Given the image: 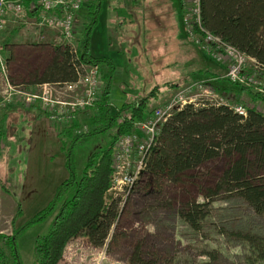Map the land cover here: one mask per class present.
<instances>
[{
	"label": "rangeland",
	"instance_id": "374dc122",
	"mask_svg": "<svg viewBox=\"0 0 264 264\" xmlns=\"http://www.w3.org/2000/svg\"><path fill=\"white\" fill-rule=\"evenodd\" d=\"M145 1L161 3L160 0H108L112 21L121 23L119 27L115 26L110 40L111 57L120 59L117 65L120 71L113 88L114 105L118 103L114 100L140 102L159 87V100L149 103L153 111L165 105L179 89L203 83L231 105L244 102L249 107L255 106L248 91L226 79V66L214 61L189 38L184 16L180 15L183 12L181 0H171L174 8L170 10L160 5L148 8L139 4ZM247 2L264 46V0ZM23 23L20 21L21 25ZM82 23L77 26L79 32L76 33L80 40L90 22ZM3 34L0 33V92H6L5 85L9 82H26L24 70L33 68L17 64L16 59L12 64V56L2 43ZM118 45L120 50H117ZM262 56L264 59V49ZM39 62L37 65L41 64ZM261 75L264 77V72ZM3 96L0 101L7 97L6 93ZM256 107L264 111L263 103H257ZM112 108L115 112L114 106ZM85 136V132H76L63 140V151L66 156L71 155L77 179L89 159L99 157L112 142L108 133ZM34 140L33 134L21 136L12 124L4 127L0 136V182L16 201L28 197L23 193L27 174L21 170L17 159L33 150L30 144ZM173 147L165 141L160 146L169 153ZM48 154L53 153L43 155L47 157ZM231 161L224 157L212 160L185 173L179 180L164 179L156 187H147L142 176L124 205V198L111 194L110 202H117L119 216L105 244L95 247L88 231L83 230L68 243L59 264H264V260L256 261L246 241L234 235L242 232L264 237V216L256 214L243 200L228 195L216 197L201 233L194 231L179 215L184 204L205 202L206 190L216 185ZM58 170L56 178L62 183L69 178V172H61L60 167ZM46 203L41 201L25 209L21 217L15 219V224L11 219H0V229L10 234L13 226L15 229L24 227L46 207ZM55 214L19 234L23 264H34L36 242L51 231Z\"/></svg>",
	"mask_w": 264,
	"mask_h": 264
},
{
	"label": "trees",
	"instance_id": "16d2710c",
	"mask_svg": "<svg viewBox=\"0 0 264 264\" xmlns=\"http://www.w3.org/2000/svg\"><path fill=\"white\" fill-rule=\"evenodd\" d=\"M103 1L96 0L88 8L90 23L83 30L78 55L83 62L100 68L99 99L94 107L85 111L90 113L85 137L108 133L111 146L99 157H91L78 179L71 155L67 156L69 178L61 184L49 205L24 227L13 229L11 235L0 234V264H23L19 234L55 212L51 231L36 242L34 264H59L68 243L83 230L88 231L95 247L103 246L119 216L117 202L105 206L115 146L122 137L135 131L137 122L152 115L149 103L159 100L160 89L156 87L140 102L114 100L118 102L114 105L111 88L117 67L111 59H96L90 54L91 36L102 13ZM31 2L24 0L28 15L34 17L38 10L31 11ZM201 5L202 21L207 29L264 65L263 42L256 32L257 21L251 15L247 0H202ZM58 53L59 57L34 84L76 80L73 68L76 56L66 46ZM242 89L250 93L255 104L249 107L239 102L248 111L246 118L227 106H187L175 113L163 125L158 146L151 153L143 174L150 188L159 186L164 179L179 180L185 173L212 160L223 157L232 160L216 185L206 190L205 202L190 201L179 211L180 217L198 233L202 232L203 223L210 216L213 200L223 195L243 200L256 214L264 216V111L256 107L259 102L264 104V95ZM112 106L117 109L115 113ZM162 141L174 146L172 153L160 148ZM21 210L19 208L18 214ZM234 235L248 243L256 261L264 260V237L242 232Z\"/></svg>",
	"mask_w": 264,
	"mask_h": 264
},
{
	"label": "built area",
	"instance_id": "2783aa9c",
	"mask_svg": "<svg viewBox=\"0 0 264 264\" xmlns=\"http://www.w3.org/2000/svg\"><path fill=\"white\" fill-rule=\"evenodd\" d=\"M201 1L181 0L183 22L189 38L214 61L226 66V79L231 83L264 95V77H261L264 65L203 25ZM86 3L87 0H35L30 9H37L38 12L30 18L24 0H0V33L7 27L9 14L14 13L22 16L26 23L58 30L64 46L76 56L73 60L77 74L74 81L46 82L40 84L35 92H26L20 87L11 88L13 94L23 96L27 108L39 104L52 122L74 121L78 114L94 107L99 99L100 68L83 62L78 55L76 18ZM205 105L227 106L241 117L248 115L244 106L229 104L203 83H193L179 89L165 105L154 109L149 118L137 122L133 133L117 142L105 206L111 204V194L116 197L120 195L124 198L122 204H125L147 169L150 155L158 146L163 125L187 106L200 108ZM87 131L88 127L85 126L77 129L78 134Z\"/></svg>",
	"mask_w": 264,
	"mask_h": 264
},
{
	"label": "crops",
	"instance_id": "0c3cea01",
	"mask_svg": "<svg viewBox=\"0 0 264 264\" xmlns=\"http://www.w3.org/2000/svg\"><path fill=\"white\" fill-rule=\"evenodd\" d=\"M34 1L32 0V2ZM95 2L96 0H87L84 8L78 13L75 25L76 33L79 32L77 26L79 27L83 20L84 23L82 24L90 22L88 8ZM158 2L145 1L139 2V4H144L148 8L157 5L169 10L174 8L171 0H160L161 3L159 4ZM109 9L108 0H104L102 13L91 36L90 54L96 59H111L117 67L120 64V59L111 57L110 40L115 26L119 27L121 23L114 24L115 22L111 19ZM182 14L184 15V9L180 15ZM30 18H33V16ZM20 21L24 22L22 16L14 13L9 14L7 27L2 32L4 33L2 35V43L6 45L7 53L12 56L10 58L12 64L14 63L13 60L16 59L17 64L23 63L27 68L28 66L33 68L28 71L24 70L26 82L16 84L11 82L12 85L9 82L5 85L6 92H0V100L4 97L3 93H6L7 96L4 101H0V136L3 134L4 127H9L12 124L18 129L21 136L33 134L35 140L33 144H30V148L33 150L29 151L28 155L20 156L17 159L19 167H21V170H25L27 174V184H25L23 193H25V196L28 195V197H22V201L14 200L10 193L1 185L2 181L0 182V219L1 221L11 219L13 224H15L17 217H21V213L25 209L34 207L41 201L48 202L46 203L47 207L53 200L59 187L64 182L60 183L56 178L59 173L58 167H60L61 172L67 170V156L63 151V146H65L63 140L66 137L73 136L74 133L76 134L78 128L87 127L89 114V111L82 112L76 116L74 121L52 122L39 104L27 108L24 105L23 96L11 92V88L16 87H20L26 92H35L40 85L34 84L37 78H40L43 72L59 57L58 52L64 46V41L58 30L38 27L26 22L21 25ZM78 42H80V39H78ZM117 50H120L119 45ZM38 60H40V65H37ZM119 71L120 69L117 67V71L113 75L112 97L115 95L113 92L114 81ZM114 111L116 112L117 109L115 108ZM45 152L46 154L48 152L53 154L51 156L48 154L45 157L43 155ZM19 208L22 209L20 214H18ZM13 229H15L14 226ZM5 232L0 229V234H5ZM12 233L13 230L10 234L6 233V235H11Z\"/></svg>",
	"mask_w": 264,
	"mask_h": 264
}]
</instances>
